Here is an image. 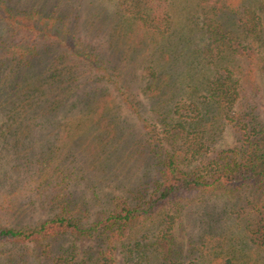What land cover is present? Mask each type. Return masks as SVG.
Here are the masks:
<instances>
[{
    "label": "trees",
    "instance_id": "obj_1",
    "mask_svg": "<svg viewBox=\"0 0 264 264\" xmlns=\"http://www.w3.org/2000/svg\"><path fill=\"white\" fill-rule=\"evenodd\" d=\"M114 1L121 12L113 16L98 13L97 17L90 16L86 24L92 33L110 29L107 32L115 55H108L97 51L80 35V22L63 0H42L27 10L16 8L10 0H0V24L6 29L5 39L0 38V85L7 87L2 107L11 105L5 113L6 120L23 124L30 135L34 125L49 127L65 107L75 106L88 117L95 132L107 136L105 149L117 142L119 145L113 151H118L122 143L104 116L106 107L114 97H120L122 103L137 112L136 103L121 89L114 96L82 89L89 80L79 74L77 64L87 65L97 79L117 84L116 79L121 76L117 65L120 57L131 60L144 45L140 30L151 38L168 36L172 17L170 0ZM248 2L196 0V12L209 40L203 52L208 62L217 60L216 66L223 69L200 101L176 99L174 77L149 69L151 78L145 90L158 102L157 120L165 129V143L155 145L151 141L145 149L156 161L153 185L141 190L132 203H122L117 210L90 224H85L77 214V205L57 201L53 206L57 211L35 225L0 224V243L33 244L40 264H113L118 253L123 254L128 264H183L177 259L179 251L172 231L176 213L185 202L194 195L232 192L264 182V119L255 106L247 104L245 108L239 107V111L234 110L245 91L244 75L228 69L238 55L264 65V0H257L255 6ZM17 13L54 19L66 29H48L39 24L40 18L17 21ZM20 39L32 42L12 49L13 43ZM47 60L50 65L44 64ZM39 64L45 67L42 72H38ZM226 119L241 133V144L211 160L207 175L201 170H186L187 162L211 150L217 129ZM124 149L127 150L125 144ZM167 209L174 213L166 212ZM209 215L207 219L212 220L214 227L216 214ZM68 238L90 243L83 258L79 256L78 244L67 249L60 245Z\"/></svg>",
    "mask_w": 264,
    "mask_h": 264
},
{
    "label": "rangeland",
    "instance_id": "obj_2",
    "mask_svg": "<svg viewBox=\"0 0 264 264\" xmlns=\"http://www.w3.org/2000/svg\"><path fill=\"white\" fill-rule=\"evenodd\" d=\"M39 1L42 0H10V3L27 10ZM63 3L73 10L74 17L80 22V35L97 51L115 55L107 32L110 29L92 33L86 24L90 16L97 17L98 13L113 16L121 12L117 2L63 0ZM256 3L257 0L248 2L252 6ZM196 7V0H170V35L156 39L140 30L139 37L144 40V45L134 53L137 56L131 60H127L126 56L120 57L119 63L116 60L121 70L117 84L97 79L87 65L77 64L79 74L89 80L82 89L86 88L92 94L110 93L113 96L118 95V89H121L129 93L136 103L137 112L122 103L120 97H114L106 107L104 116L122 143L117 152L113 151L117 142L105 149L104 139L107 140V136L101 137L98 131L95 132L88 117L75 106L65 107L57 121L49 127L34 125L29 135L24 131L23 124L6 120L5 113H8L11 105L2 107L5 99L3 91L7 87L0 85L1 225H35L57 211L53 207L57 201L77 205V214L85 224H90L117 210L122 203H132L141 190L153 185L157 174L156 161L145 149L151 141L155 145L165 143V129L157 120L158 102L149 97L145 90L151 78L149 69L170 73L177 87L176 99L193 101H200L206 95L209 84L223 72L216 66L217 60L216 63L208 62L203 52L209 40ZM17 14V21L32 22L40 18L39 24L48 29H66L59 26V21L47 20L35 13L30 16ZM262 17L264 21L263 13ZM5 36L6 29L1 23L0 38L5 39ZM28 42L32 41H15L12 49L26 47ZM123 55H126V51ZM48 63L49 60L44 61L45 65ZM39 66L38 72H42L45 67L42 64ZM262 67L264 65L258 61L238 55L228 69L234 70L237 75H244L242 82L245 91L234 110L239 111V107L245 108L247 104L255 106L264 119ZM223 122L224 125L217 129L210 144L211 150L201 158L187 162L184 166L186 170H201L207 175V165L211 160L222 151L241 144L239 130L228 119ZM166 212L174 213L169 209ZM209 214H216L218 219L214 227L212 220L207 219ZM263 225L264 182L232 192L220 190L191 196L176 213L172 232L179 251L177 259L180 258L183 264H264ZM204 242L209 244L203 245ZM74 244H78L79 256L83 258L90 243L76 242L72 238L60 243L64 249ZM0 264L40 263L35 257L33 244L0 243ZM113 264L128 263L123 254L118 253Z\"/></svg>",
    "mask_w": 264,
    "mask_h": 264
}]
</instances>
